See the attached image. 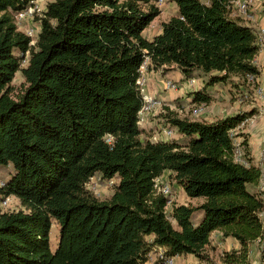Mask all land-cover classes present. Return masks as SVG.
I'll list each match as a JSON object with an SVG mask.
<instances>
[{"label":"trees","instance_id":"obj_1","mask_svg":"<svg viewBox=\"0 0 264 264\" xmlns=\"http://www.w3.org/2000/svg\"><path fill=\"white\" fill-rule=\"evenodd\" d=\"M33 1L0 0V169H10L0 184V264H144L159 248L204 260L214 232L239 245L220 253L223 264H254L252 246L264 243V197L253 190L262 169L246 138L244 161L236 157L231 135L252 113L206 121L164 107L160 121L181 135L168 141L139 123L145 62L202 78L192 100L207 105L213 86L248 88L249 75L260 76L258 32L235 14L237 0H171L177 13L152 39L144 31L160 0H54L35 14L32 43L17 15ZM165 171L203 201L169 211L155 186ZM96 175L117 179L108 199L88 189ZM10 196L20 209L2 206Z\"/></svg>","mask_w":264,"mask_h":264},{"label":"rangeland","instance_id":"obj_2","mask_svg":"<svg viewBox=\"0 0 264 264\" xmlns=\"http://www.w3.org/2000/svg\"><path fill=\"white\" fill-rule=\"evenodd\" d=\"M50 2V0H39V3L43 9V11L46 9L47 3ZM159 7L161 9V13L158 17H156L149 27L144 31V35L148 39H152L155 35L159 34L162 29V23L167 21L172 16L176 15L177 13V7L174 2L171 0H164L162 3L159 2ZM254 12L253 15L256 17L254 20H250V24L253 25L255 28L260 27L263 23L264 25V0H256V5L254 6ZM29 19L32 23L31 26H29V23L25 24V21ZM260 20L261 23H260ZM35 25H39V22L33 17H26L24 19V25L21 26V29L27 30V28L34 27ZM36 39V38H35ZM35 39L34 42L35 43ZM28 59L29 54L26 56V59L23 60V66L28 65ZM157 74V75H156ZM143 75L147 79V84L144 86V91L149 92L151 95H154L157 101L161 102V106L156 107V109L149 114H147L146 118H154L150 121H155V119L162 118L160 115L161 111H164V107H169L170 109L178 112L182 116H189L192 119H202L206 121H210L211 117L210 114V105L206 104V110L203 114H201L199 117L194 116L193 110H195L196 105L193 102L192 92L195 90H191L187 87V82H184L180 78V76L177 75L176 70H170L167 73H163L161 71L157 70H148L147 67H145ZM155 75L156 82L154 85L151 83L149 78ZM168 80H171L175 85V89H169L165 87V84L168 82ZM199 80L203 81L202 78H199ZM237 82V80H236ZM235 81L229 82L227 84H218L213 86L211 90V95L213 96L212 104L222 105L225 104L224 107L229 108L233 105L239 104V105H252L253 102H255L256 96L253 95V93L247 91L248 94L252 95V98L245 102H239L237 101V95L243 92H238L241 88H237V84ZM25 86V78L23 76L22 71H19L16 73L13 81L9 85V89L11 91V94L13 97L17 98L24 90ZM259 84H256V87H258ZM183 88L184 93L182 95H179V92ZM186 90V91H185ZM157 91V94H156ZM223 95H222V94ZM235 96V97H234ZM146 119V120H147ZM219 119V118H218ZM149 121V119H148ZM161 126V122H159ZM160 126L155 127L154 129H150L152 132V139L153 135L156 134L159 130H161ZM178 132V131H177ZM10 169L2 168L0 169V184L3 180H5L9 176ZM160 184L163 182L165 184L170 185L172 189V204L177 203H190L186 200L185 197H183V190L182 188L173 181L172 177L168 175V171H166L162 177L159 179ZM117 183V182H116ZM115 183V184H116ZM115 184H108V180H103L101 177L96 175L94 178H92L89 183L87 184V187L89 190H91L94 195H96L99 199H108L111 194L113 193V190L115 188ZM200 201H195L194 204H198ZM172 204L168 206V210L170 211ZM21 202L20 200L15 196L9 197L8 205L5 207V209L8 210H14V209H20ZM174 222V221H173ZM51 248L53 251H55L60 237L59 232V226L58 224L53 220L52 228H51ZM219 235V234H217ZM217 235L213 237L214 246L215 249L209 250V258L202 260L203 262L199 261L197 257L195 256H180L175 257V264H223L220 258V251H222V246L218 244V240H221V237H217ZM224 241V240H223ZM211 249V248H208ZM155 252H152V255H155ZM155 257V256H154ZM251 259L254 262V264H264V243L262 245H259L258 243H255L252 246V253H251ZM155 260V259H154ZM152 261L148 260L144 264H165L162 261ZM156 262V263H155Z\"/></svg>","mask_w":264,"mask_h":264},{"label":"built area","instance_id":"obj_3","mask_svg":"<svg viewBox=\"0 0 264 264\" xmlns=\"http://www.w3.org/2000/svg\"><path fill=\"white\" fill-rule=\"evenodd\" d=\"M163 1L164 0H160L159 2L162 3ZM255 5H256V0H237L234 3L233 10H234L236 15L242 16L245 20L250 21V20H254L253 12L255 10L254 9ZM42 12H43V9L39 3V0H35V1H33V4L27 10L20 12L17 15L18 24L20 26H22V25H24V19L26 17L33 18L35 16V14L42 13ZM25 31L28 33V35L30 37H32V39H33L32 43H33L37 34L40 32V24L35 25L34 27H31V28L29 27ZM258 37H259V46H260L259 51L264 52V28L259 30ZM255 62H256V60H255ZM145 67H147V62H145L141 66L140 70H141L142 76L140 77V79L138 81V83L141 87V90L143 93V99H144L143 107L139 112V123H140V125H142L143 122L146 121L147 114L154 111L156 109V107L161 106V102L157 101L154 95H151L149 92L144 91V86L147 84V79L143 75ZM256 79H257L256 76L249 75V80L251 81V83L255 82ZM186 82H187V88H189L191 90L201 89L202 85H203V81L202 80L200 81L199 78H190V79L186 80ZM165 87L169 88V89H175L176 85L171 80H168V82L165 84ZM258 92H260V90H258ZM237 96H238L237 101H239V102H245L250 98L248 93H240ZM195 105H196V108H195V110H193V114H194V116L199 117L201 114L204 113L207 105L205 103H195ZM245 122H243L241 125H243ZM160 128H161V130H159L158 132H156V134L153 135V140H155V141L173 140V139H177L180 135L177 132V129L175 127L171 126L169 123H165L164 121L161 122ZM237 128H235L231 131V135L234 137V144L236 146L235 154L239 160L244 161V158H243L244 151H243V148L241 146V142H238L236 137H235ZM94 177H92V178H94ZM159 179H160V177L156 179V185H155L156 189L159 193H163V194L170 197V201H169V205H170L173 202L172 198H171L172 189H171L170 185H168V184H165L163 182L160 184ZM106 180H108V184H115L117 182L116 178L106 179ZM8 202H9V197L6 198L4 201H2V206L5 208L8 205ZM263 217H264V213H263ZM156 251H157V254H155V255H152V253L150 254V258H149L150 260L153 261L155 259L154 261H156V260L160 259L165 264H175V257L166 256L164 253V249L159 248Z\"/></svg>","mask_w":264,"mask_h":264},{"label":"crops","instance_id":"obj_4","mask_svg":"<svg viewBox=\"0 0 264 264\" xmlns=\"http://www.w3.org/2000/svg\"><path fill=\"white\" fill-rule=\"evenodd\" d=\"M50 1H54V0H50ZM255 18L256 17H254V19ZM245 21L247 24L251 25L250 21H247V20H245ZM261 21L262 20H260V23H261ZM26 23H29L30 24L29 26H31L32 22L29 19H27L25 21V24ZM261 24L262 25H260V27H258V28H255L253 25H251V26H253L257 30V32L259 33V30L264 28L263 23H261ZM256 63L261 70L260 76L257 77L255 82L250 83L248 88L246 86H240L241 89L238 91L239 93L240 92L247 93V91L250 90V92L256 96L255 102H253L252 105H248V104L239 105V104H236V102H235V105L230 107V109L224 107L225 104L217 105V104L211 103V105H210L211 111H210L209 115L211 117H213V118H211L210 121H214V120H217L218 118L221 119V118H225L227 116L235 115L238 113H245V112L252 113L250 115L249 119H247L243 125H240L237 128L236 139L238 142H242L245 138L247 139V144L249 147V154H250V157L252 159V163L255 164L256 166H259L262 169V178H261L260 182L258 183V185L253 187V190L257 191L259 193H262V196L264 197V52H260V51L258 52L257 57H256ZM177 75L180 76V78L182 79L183 76L180 72L177 71ZM149 80H150V84L152 83L154 85V83L156 82L155 81L156 80L155 75H152L149 78ZM185 82L186 81H184L183 84ZM256 84H259V86L256 87ZM184 88H187V87L184 86ZM258 90H260V92H258ZM183 93H184V91L182 88L181 91L179 92V95H182ZM156 94H157V91H156ZM248 95L250 97L249 99H251L252 95H250V94H248ZM148 119H149V121H148ZM148 119L145 122H143V124L141 125L144 129H147L151 132L150 129H154L157 126H160V124H159V122L161 120L160 118L155 119V121H150V120H153L154 118H148ZM240 133H242L244 135H241ZM179 137H180V135H179ZM168 175H170L169 171H168ZM162 176H160V177H162ZM182 190H183V188H182ZM183 197H185L186 200L191 202V203H194L197 200L200 201V203L203 201V199H191V198H189L184 190H183ZM180 204H188V203H180ZM263 221H264V217H263ZM217 234H219V235H217ZM214 235L215 236L217 235V237H221L220 233L214 232V234L212 236V244L213 245H214V241H213ZM223 240H218V244L223 247L222 251L223 250H229L231 248H238L239 247L238 243L234 239L226 238ZM222 251H220V252H222ZM182 256H188V255H182ZM177 257H180V256H177ZM198 260L203 262L200 259H198Z\"/></svg>","mask_w":264,"mask_h":264}]
</instances>
